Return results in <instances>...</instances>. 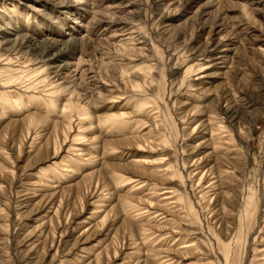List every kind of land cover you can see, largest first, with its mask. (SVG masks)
I'll return each instance as SVG.
<instances>
[{
    "label": "rangeland",
    "instance_id": "374dc122",
    "mask_svg": "<svg viewBox=\"0 0 264 264\" xmlns=\"http://www.w3.org/2000/svg\"><path fill=\"white\" fill-rule=\"evenodd\" d=\"M13 1L20 33L57 40L50 63L84 60L87 76L72 95L22 80L36 86L19 110L0 106V264H264V0ZM234 91L246 105L234 103L233 120L223 111ZM112 115L121 130L102 125ZM215 115L235 138L226 155L213 150ZM199 160L214 173L206 182L217 177L207 200L191 189ZM112 174L151 186L131 192ZM165 189L181 213L164 196L145 201ZM143 207L158 219L133 221Z\"/></svg>",
    "mask_w": 264,
    "mask_h": 264
},
{
    "label": "bare ground",
    "instance_id": "6f19581e",
    "mask_svg": "<svg viewBox=\"0 0 264 264\" xmlns=\"http://www.w3.org/2000/svg\"><path fill=\"white\" fill-rule=\"evenodd\" d=\"M49 1H55L56 3L68 2V0H49ZM6 2L7 3L9 2L10 4L11 3L14 4L15 1L0 0V6L2 7V10H0V106L5 110H9L12 108L19 110V108L23 105V98H22L23 94L31 93L28 90L36 86L35 84L34 86H31L30 84L31 82H30L29 83L30 85L26 86L25 90H22L19 87V85L21 84L22 80L26 79L25 82L28 83L29 81L34 79V77H37L38 81L40 80L38 84H43L46 81H48V85H50L53 88V91L56 92L62 91V94L72 95L75 94L78 90H83L84 89L83 85H86L85 77L87 76V74H85V71L82 70V65L84 63V60H80L79 63L76 65H73V63H65L64 65L61 66H54L52 63H50L51 61L50 54H51V50H53L58 46V41L50 40L48 41L49 43H42V44L35 43L32 45V43L28 39V36L27 35L24 36L20 33V27H19L20 24L16 23V21L18 22L19 18L15 20L14 14L19 15L20 13L17 10V7L12 9V7ZM256 2L257 0H252V3L250 5L254 6ZM78 41L79 40L71 39L70 41H68L69 43L66 42L63 45L66 46L65 48H68L71 44H75ZM127 41L129 44L127 43L122 46L125 50H130L132 48L131 44H133L134 40L128 39ZM61 51L62 50H60V52ZM108 67L110 66L108 65L106 68ZM203 67L204 66L202 64H198L195 73L203 71ZM202 78L203 77H200V79ZM200 79L198 78L196 80H200ZM56 92H53L50 95L54 97L51 98L52 99L51 103L48 105L49 108L54 107L53 105L57 103V100H55ZM34 94H38V93H34ZM232 97H234L235 99L234 98L227 99L226 101L227 105L223 111V115H229L231 119L234 120L235 115L238 113V110L234 105L235 104L241 105L243 102V98L238 96L237 92L235 91ZM30 98L35 99L36 97L34 95L33 96L31 95ZM138 105H137L138 106L137 111L140 112L144 110L143 108L149 106V103L146 100H142L141 102L138 101ZM242 105H246V104L243 103ZM57 107L58 104L55 105V108ZM64 109L69 111H71V109H74V106L71 104V101L69 105L67 104L64 106ZM88 115L89 113L86 111L85 117H87ZM155 119L156 121H158V117H156ZM89 120L91 121L90 117ZM83 121L84 119L81 117L79 119V125L82 124ZM116 122H118V118L115 115H112L107 120L105 119V122H103L102 125L104 127L111 128L114 130H121V128L123 127H119V125H117ZM69 123H70L69 131L71 132L73 129L72 128L73 120H70ZM208 124L210 125L211 128L210 139L212 141L213 150L217 152L221 151L224 153L223 155L229 154L232 151V149H230V145L235 143V138L233 136L230 127L228 126L226 118H222V116H220L219 118L216 115L214 117L211 116L208 120ZM186 126L192 128V125L189 123L186 124ZM197 130L198 127L193 128L192 134L196 133ZM77 136L81 137L80 134ZM72 141L75 142L76 140L73 139ZM79 151L82 152V150ZM55 152L56 155H58L59 151L56 150ZM166 160L167 159L165 158L158 160V162L164 164ZM193 165L194 166L197 165V167L189 175L190 178L193 180L191 182V189L195 191H200L199 193L202 194L201 198L207 200L208 195L211 193V191L216 190L218 186L215 183H212L206 187L205 184L213 180L215 181L217 177H213L211 181L206 182L209 173L210 176H212L214 173H211V170L204 171V168L200 166L201 165L200 160L194 162ZM221 174L226 176L229 173L224 171L221 172ZM135 175H142V174L138 172L135 173ZM180 175L182 176V173ZM112 176L116 182L121 181L120 184L122 185L124 183L130 182L132 185L131 192H134L136 190H142L146 187L149 188L151 186V185H146V181L140 182L138 181V179L137 181H133L132 178H130L131 180L122 179V177H119L114 174H112ZM166 176H169L170 178L173 176L171 166L165 169L164 177ZM97 189L98 187L93 191H96ZM157 190H158L157 185H155L153 189H150V191H154L153 192L154 194H156ZM154 194L147 195L148 199L145 200L148 202V204L151 207L154 206L152 199L157 198L159 200V197L164 196V199L159 200V203H162L161 205H163L164 207H168V208L171 207L170 209H173L176 212L181 213V210L178 211L181 205V198L179 197L177 198L174 191L165 189V191H162V193L159 194L157 197H154L153 196ZM148 209L149 207L148 208L143 207V209L131 208V210L128 212V215L131 217L133 221L137 222L139 220V222L137 223H141L144 218L143 216L147 217L146 214L150 213ZM154 214L156 215L154 219L157 220L159 216L158 212ZM95 215L97 214L95 213ZM154 219H149V217H147V222L150 223V220L152 221ZM241 220H243L241 226L245 227L244 225L247 221V217L244 213L242 214ZM163 223L165 225H172L171 221H165ZM144 226L145 224L142 223L141 228H143ZM154 235L155 233L146 236L145 233L146 238L144 239H147L148 237H152ZM142 236L144 237V235ZM225 248H226V256H227L226 259L229 262L230 253L233 252L232 245L231 244L227 245L225 246ZM161 264H175V263L173 262L172 259H170L162 262Z\"/></svg>",
    "mask_w": 264,
    "mask_h": 264
}]
</instances>
